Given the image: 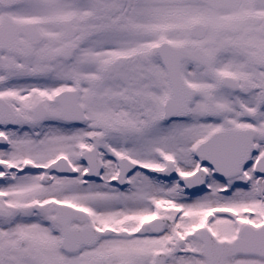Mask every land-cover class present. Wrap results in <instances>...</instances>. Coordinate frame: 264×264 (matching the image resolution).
Wrapping results in <instances>:
<instances>
[{"label":"snow or ice","instance_id":"snow-or-ice-1","mask_svg":"<svg viewBox=\"0 0 264 264\" xmlns=\"http://www.w3.org/2000/svg\"><path fill=\"white\" fill-rule=\"evenodd\" d=\"M0 264H264V0H0Z\"/></svg>","mask_w":264,"mask_h":264}]
</instances>
